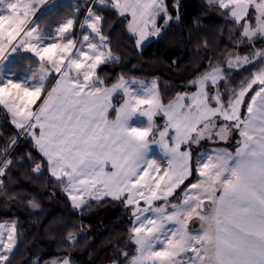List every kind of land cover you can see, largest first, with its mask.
Segmentation results:
<instances>
[{
  "label": "snow or ice",
  "instance_id": "1",
  "mask_svg": "<svg viewBox=\"0 0 264 264\" xmlns=\"http://www.w3.org/2000/svg\"><path fill=\"white\" fill-rule=\"evenodd\" d=\"M47 3L0 0V107L17 130L0 148V195L15 158L10 150L23 138L40 154L31 172L40 174L47 165L57 183L67 181L61 190L74 209L111 198L131 210L137 254L129 264H264V48H255L264 40V0H210L237 25L236 45L247 42L251 51L228 53L226 67L209 61V70L189 81L196 91L177 93L167 104L158 79L149 84L121 75L105 85L99 70L119 56L104 33L105 17L94 9L110 4L120 17L130 16L127 31L139 49L179 22V0L171 10L167 0H88L79 34V4L48 32L35 19ZM21 52L30 54L29 66L17 75L6 63ZM254 63L260 67L239 89L227 86L228 71ZM117 95L122 100L114 104ZM233 132L239 136L234 152L217 148L193 159L203 140L226 142ZM153 145L167 166L151 155ZM25 158L31 161L32 152L20 163ZM193 175L196 182L186 183ZM177 193L179 202L171 203ZM27 203L39 208L34 200ZM196 221L200 227L193 230ZM17 228L18 220L0 223V264H11ZM66 239L74 245L77 237ZM118 255L128 259L126 252ZM51 264H72L71 256Z\"/></svg>",
  "mask_w": 264,
  "mask_h": 264
},
{
  "label": "trees",
  "instance_id": "2",
  "mask_svg": "<svg viewBox=\"0 0 264 264\" xmlns=\"http://www.w3.org/2000/svg\"><path fill=\"white\" fill-rule=\"evenodd\" d=\"M172 1L167 0L170 10ZM84 3L79 4V17ZM72 5L59 3L57 8L49 10L48 14L55 12L51 21L58 20L64 13L73 14ZM94 11L105 17L104 33L110 34L111 49L119 56V62L108 63L99 70L105 85L115 83L121 75L143 80L158 79L164 103L175 98L177 93L193 92L196 88L190 87L189 81L208 71L209 61L213 66L226 67L223 63L227 54L233 53L237 46L232 39L239 36L235 32L232 34L235 23L227 13L206 0H179V22L170 23L159 38L149 41L140 51L136 49L135 37L127 31V16L120 17L110 4ZM210 12H215L216 17L209 16ZM27 56L23 54L18 58L25 67L29 63ZM256 67L260 65L254 63L238 71H228L226 75L229 81H235ZM224 87L225 84L221 83V90ZM16 132L6 111L0 107V148ZM29 151L33 159L25 158L20 163V158ZM10 155L15 158L11 170L3 177L6 194L0 196L15 194L19 198L12 199L14 207L10 212L0 213V221L18 220L20 238L11 255V264H46L68 255L72 264H96L98 257L107 253L113 262L123 264L126 259L118 253L126 252L128 258L135 253L134 244L128 238L133 220L131 210L127 211L111 198L102 203L93 200L83 210L74 209L68 195L61 190L63 184L50 176L47 165L40 174L31 172L40 160L31 141L19 140ZM29 200H34L39 208H30ZM100 213L104 215L98 218ZM69 233L77 237L74 245L66 239Z\"/></svg>",
  "mask_w": 264,
  "mask_h": 264
},
{
  "label": "rangeland",
  "instance_id": "3",
  "mask_svg": "<svg viewBox=\"0 0 264 264\" xmlns=\"http://www.w3.org/2000/svg\"><path fill=\"white\" fill-rule=\"evenodd\" d=\"M81 1L84 3V0H49V3H47L46 5H42L37 10L35 19L37 20V22L42 23V25L44 26V28H45L46 31L52 32L55 29V27L58 25V23L63 22V20L65 18H68V17L72 16V14L64 13L63 16H60V18L58 20L51 21L52 20V18H51L52 17V14H54L55 12L48 14L49 10H53V9L57 8V6H58L59 3L66 2V3H71V4L73 3V5H72V11L74 13L77 10V5L80 4ZM206 1H208L210 3V0H206ZM85 3L83 4V6L85 5ZM173 3H174V0L172 1V4ZM211 4H214V3H211ZM84 11H85V9H83V11H82V13H81V15H80L77 23H76V33L77 34H79V32H80L79 23H80V20L83 19ZM59 12H61V10ZM256 15H257V13L254 10H252L251 13H250V16H249V19L251 20L253 26H255V24H256V20H255ZM209 16L216 17V13L215 12H210ZM173 17H175V15ZM159 22L160 23L162 22V24H163V20L162 19H160ZM233 32H235L237 35L239 34V30H238L236 24L234 25V29L232 30V34H233ZM237 39H239V36L237 37ZM255 48L256 49H262V48H264V40H259L258 39L256 41V43H255ZM249 51H251V47H250V45L247 42H245V43H243L240 46H236L235 51L233 52V54L239 53L240 56H243L245 53H247ZM23 54L24 53H22V52L19 53V54H14L13 57L6 63V67L9 68V69H11L12 71L16 72L17 75H23V74H25L26 71H27V69H28V66H29V63L25 67L19 61L18 58H20V56L23 55ZM26 55H30V54H26ZM228 58L229 57L227 55L226 56V59L224 60V63H223L224 66L227 65ZM232 58H234V56ZM257 68H259V67H256L254 69V71ZM254 71L252 70L251 73L245 75L241 79H238V80H235V81H231L230 80V82H229V84L227 86L228 87H235V88L239 89L240 82L242 80H247L248 78H250V75ZM126 79H128V80L135 79L137 81H143V82H146V83H149V84L153 80H155V79L143 80V79H137V78H126ZM111 85H106V86H111ZM49 86H51V85H49ZM195 91H196V89L193 92H195ZM193 92H191V93H193ZM226 97L227 98L225 99V101H227V99H228V94L226 95ZM121 100H122V96L121 95H117L115 97V99L113 100V103L114 104H118V102H120ZM167 103L168 102H166L165 104H167ZM7 116H8V119L10 121V116L8 114H7ZM141 119H143V118H141ZM155 119H156V123L159 126L162 127L163 124H164V119L162 117H160V116L156 117ZM14 135H16V133H13L8 138V142L10 141V138L13 137ZM238 139H239V136H238V133H236V132H233L232 135H231V137L229 138V140L226 141V142H213V141H209V140L205 139V140H203L201 142V144H200L199 147H194V149H193V159H195L201 153L207 152L208 154H211V150L212 149H217V148H227L229 151H233L234 152L235 151V148L237 146V143L236 142H237ZM20 140H25V139L21 138ZM151 155L153 157H155L158 161H162L164 166H167V160L164 159L163 153L160 152L159 148L156 145H153L152 146V153H151ZM109 170H110V168H109ZM196 179H197V177L195 175H193L192 177L189 178V180L186 183H194V182H196ZM66 183H67V181L64 182V184H66ZM64 184H63V187H64ZM179 199H180V195H179V193H177L176 197L173 198L170 202L171 203H178L179 202ZM157 203L159 204V203H162V202H157ZM143 205H144L143 202H141V206H143ZM122 206L124 207L123 204H122ZM13 207H14V201L12 199H7L6 196H0V213H3V212L8 213V212H10L11 208H13ZM128 210H130V209H127V211ZM103 215H104V213H100L98 215V218L103 217ZM12 220H14V219L2 220V221H0V223L11 222ZM190 227L193 230L199 229V227H200L199 221H196L195 223L190 224ZM128 238H129V241H131L134 244L135 253L132 255V256H134V255L137 254V252H136V245H135L134 241H132L130 239V230H129ZM131 257H129L128 259H126V261H124L123 264H129V260L131 259ZM60 258H62V257H60ZM54 260L48 261V262H46V264H51V262L54 261ZM96 264H113V261L111 259V255L109 253H107L105 255H102V256L98 257Z\"/></svg>",
  "mask_w": 264,
  "mask_h": 264
},
{
  "label": "crops",
  "instance_id": "4",
  "mask_svg": "<svg viewBox=\"0 0 264 264\" xmlns=\"http://www.w3.org/2000/svg\"><path fill=\"white\" fill-rule=\"evenodd\" d=\"M127 16V15H126ZM127 18H128V21H127V24H128V22H129V20L131 19V17L130 16H127ZM160 23V22H159ZM161 24H162V22H161ZM156 37H152V38H150L149 40H147L146 42H144V45H143V47L149 42V41H151L152 39H155ZM136 46V45H135ZM142 47V48H143ZM142 48H137L136 47V49L138 50V51H140ZM115 117V112H111V116H110V118H114Z\"/></svg>",
  "mask_w": 264,
  "mask_h": 264
},
{
  "label": "water",
  "instance_id": "5",
  "mask_svg": "<svg viewBox=\"0 0 264 264\" xmlns=\"http://www.w3.org/2000/svg\"><path fill=\"white\" fill-rule=\"evenodd\" d=\"M144 206H146V205H143V206H141V207H144Z\"/></svg>",
  "mask_w": 264,
  "mask_h": 264
}]
</instances>
